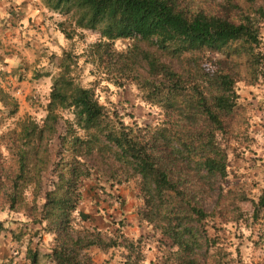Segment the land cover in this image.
I'll return each instance as SVG.
<instances>
[{
	"label": "trees",
	"instance_id": "trees-1",
	"mask_svg": "<svg viewBox=\"0 0 264 264\" xmlns=\"http://www.w3.org/2000/svg\"><path fill=\"white\" fill-rule=\"evenodd\" d=\"M44 2L68 20L57 25L71 46L55 64L45 115L39 121L25 116L0 130V210L22 214L37 226L8 229L0 220V234L8 232L16 242L25 236L31 242L36 230L50 237L44 252L27 243L29 264H98L88 251L105 245L101 232L75 223L86 217L78 209L81 187L91 171L86 160L96 154L112 155L126 173L131 170L127 179L138 176L136 214L162 248L164 261L147 263L143 237L130 239L117 227L106 246L120 247L121 264H199L201 250L214 258L204 245L216 237L205 225L214 217L238 222L243 199L252 204L248 226H262L264 187L255 200L240 184L225 188L224 182L231 172L230 143L241 134L250 105L240 101L236 84L253 85L264 75V0ZM85 31L98 37L76 53V37ZM119 39L132 42L118 48ZM159 52L179 60L181 68L162 61ZM208 54L219 57L207 64L201 58ZM86 67L88 84L82 81ZM103 81L135 85L146 104L159 107V121L125 123L116 109L99 102L96 90ZM0 103L10 116L17 112L16 99L1 86ZM46 171L51 177L44 180ZM216 187V206L207 212L201 196Z\"/></svg>",
	"mask_w": 264,
	"mask_h": 264
},
{
	"label": "rangeland",
	"instance_id": "rangeland-1",
	"mask_svg": "<svg viewBox=\"0 0 264 264\" xmlns=\"http://www.w3.org/2000/svg\"><path fill=\"white\" fill-rule=\"evenodd\" d=\"M44 1L0 0V86L16 99L18 105L17 112L10 116L7 108L0 103V130L3 131L15 127L25 116L39 121L45 115L51 75L56 72L55 64L62 51L71 46L70 40L64 37L57 25L60 21L67 23L68 20L63 15L48 10ZM222 1L204 0L211 5ZM84 33L82 38L76 37L73 48L76 53H80L84 46L98 37L91 31ZM261 39V49L264 52V27ZM131 42V39H119L115 44L118 48H123ZM137 43L140 47L147 48L142 41ZM158 56L173 68H181L180 61L170 55L159 52ZM217 57V54H208L201 61L210 64ZM88 71V67L83 71L84 84L92 79ZM45 72L49 75H42ZM236 91L240 95V101L249 102L250 105L245 111L246 122L241 126V134L229 146L231 172L224 186L226 188L228 185L240 184L238 188L250 199L256 200L264 187V75L259 76V80L253 85L238 82ZM96 92L99 102L109 109H116L123 115L125 123L153 124L161 117L159 107L146 104L133 84L117 87L103 81ZM63 114L71 116L69 111H64ZM63 130L64 126L60 123L59 131ZM55 142L54 139L51 144L55 145ZM233 148L237 154L233 153ZM86 163L91 171L89 177L82 182L78 206L86 217H77L75 223L88 232L99 230L102 234L105 245L91 246L88 251L92 260L98 264L105 261L109 264H121L123 257L120 247L106 246L108 238L118 227L125 237H143L146 242L143 254L147 263L157 259L164 261L161 256L162 248L157 246V241L151 238L147 226L140 223L136 214V206L141 204V200L136 197L138 176L127 179L132 171L126 173V169L112 155L96 154L87 159ZM43 176L44 180L51 177L49 171L44 172ZM218 194L219 189L216 187L201 196L207 212L215 208ZM240 213L242 217L238 222L224 223L221 222L222 219L219 222L217 217L208 221L205 225L207 234L216 237V242L211 241L204 247L208 250V255H213L214 258H207L205 251L201 250L198 252L199 264H237L235 261L264 264V224L248 226L252 204L247 199L241 201ZM242 219L246 220L244 224ZM0 220L8 229L25 224L37 229L26 216L9 209L0 210ZM27 237L16 242L8 232H2L0 264H29L26 258L27 243L31 247H38L41 252L47 250L50 240L47 234L36 230L31 242H28ZM118 241L121 242L120 239Z\"/></svg>",
	"mask_w": 264,
	"mask_h": 264
}]
</instances>
